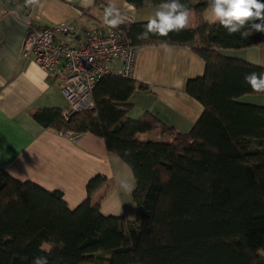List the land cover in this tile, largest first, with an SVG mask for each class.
Listing matches in <instances>:
<instances>
[{
	"label": "trees",
	"instance_id": "1",
	"mask_svg": "<svg viewBox=\"0 0 264 264\" xmlns=\"http://www.w3.org/2000/svg\"><path fill=\"white\" fill-rule=\"evenodd\" d=\"M124 1L140 11L166 2ZM180 2L198 14L207 8V0ZM145 24L111 25L138 48L185 46L204 59L205 75L186 89L204 107L202 116L188 133L151 112L131 119L129 100L146 86L112 75L96 85L87 112L69 120L59 108L33 113L45 128L104 140L135 177L136 218L101 213L105 176L91 179L87 199L71 210L62 192L15 180L0 166V264H33L37 256L49 264H264V107L239 101L264 95L244 81L264 68L221 53L262 45L264 34L242 40L200 20L195 29L138 39Z\"/></svg>",
	"mask_w": 264,
	"mask_h": 264
},
{
	"label": "crops",
	"instance_id": "2",
	"mask_svg": "<svg viewBox=\"0 0 264 264\" xmlns=\"http://www.w3.org/2000/svg\"><path fill=\"white\" fill-rule=\"evenodd\" d=\"M27 3H26V2ZM159 5L137 10L124 0H0V166L20 182H32L48 191H60L69 209L74 210L87 199L88 182L98 175L108 179V191L100 204L104 216L126 218L133 222L136 186L131 169L110 154L103 139L90 133L78 143L55 129L45 128L33 113L43 109H64L59 70L45 73L33 61L23 58L27 22L39 28L75 21L82 30L110 26L114 18H104L108 9L119 10L145 23L154 17ZM207 8L198 14L190 11L188 29L198 21L213 24ZM225 57L243 60L264 68V44L242 50H221ZM116 67L121 63L116 62ZM204 59L185 46L149 44L138 48L132 80L146 86L131 96L128 117L138 119L146 112L176 131L188 133L204 112L200 102L189 96V80L205 75ZM244 104L264 107V95H247ZM66 102V101H65ZM134 184L125 192L120 182ZM101 189L95 200L103 194ZM102 196V195H101Z\"/></svg>",
	"mask_w": 264,
	"mask_h": 264
},
{
	"label": "built area",
	"instance_id": "3",
	"mask_svg": "<svg viewBox=\"0 0 264 264\" xmlns=\"http://www.w3.org/2000/svg\"><path fill=\"white\" fill-rule=\"evenodd\" d=\"M105 18L113 17L119 23H131V17L118 10L106 11ZM23 58L33 61L45 73L59 70L60 89L67 106L62 115L65 120L94 107L93 92L104 77L116 76L132 79L138 57V47L128 42L126 33L117 27L103 26L95 30H82L75 21L47 28L27 22ZM120 62L121 66L114 64ZM73 143L83 134L64 133Z\"/></svg>",
	"mask_w": 264,
	"mask_h": 264
},
{
	"label": "clouds",
	"instance_id": "4",
	"mask_svg": "<svg viewBox=\"0 0 264 264\" xmlns=\"http://www.w3.org/2000/svg\"><path fill=\"white\" fill-rule=\"evenodd\" d=\"M32 2V0H29ZM88 0H84L85 6ZM150 5V0H144ZM208 19L212 23H219L226 29L228 35L239 34L245 40L254 33L264 34V2L262 0H207ZM190 11L180 0H166L159 4L154 17L144 25V31L138 39H148L149 35L167 37L170 32H179L188 26ZM259 21V22H257ZM115 23L114 21H109ZM244 81L254 93H264V73L252 72L246 74ZM130 153L126 150L125 155ZM125 192H131L134 184L128 180L120 182ZM44 250V245H41ZM33 264H49L46 256H37Z\"/></svg>",
	"mask_w": 264,
	"mask_h": 264
},
{
	"label": "bare ground",
	"instance_id": "5",
	"mask_svg": "<svg viewBox=\"0 0 264 264\" xmlns=\"http://www.w3.org/2000/svg\"><path fill=\"white\" fill-rule=\"evenodd\" d=\"M109 11H113V10H116V9H108ZM117 11V10H116ZM119 11V10H118ZM106 12V11H105ZM120 13H123V12H121V11H119ZM104 13V12H103ZM124 15H127V14H125V13H123ZM127 16H129V15H127ZM131 17V16H130ZM105 18V17H104ZM113 18V17H112ZM131 20H133V18L131 17ZM117 22V21H116ZM110 26H112L111 24H110Z\"/></svg>",
	"mask_w": 264,
	"mask_h": 264
},
{
	"label": "rangeland",
	"instance_id": "6",
	"mask_svg": "<svg viewBox=\"0 0 264 264\" xmlns=\"http://www.w3.org/2000/svg\"><path fill=\"white\" fill-rule=\"evenodd\" d=\"M210 14H207V18ZM209 20V19H208ZM64 104L67 106L66 102L64 101ZM47 249H49L50 247L49 246H46Z\"/></svg>",
	"mask_w": 264,
	"mask_h": 264
},
{
	"label": "water",
	"instance_id": "7",
	"mask_svg": "<svg viewBox=\"0 0 264 264\" xmlns=\"http://www.w3.org/2000/svg\"><path fill=\"white\" fill-rule=\"evenodd\" d=\"M26 2V1H25ZM27 3V2H26Z\"/></svg>",
	"mask_w": 264,
	"mask_h": 264
}]
</instances>
